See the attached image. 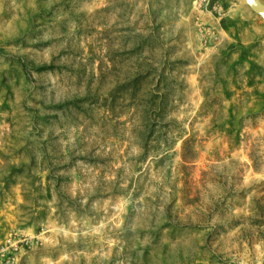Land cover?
Here are the masks:
<instances>
[{
	"label": "rangeland",
	"instance_id": "374dc122",
	"mask_svg": "<svg viewBox=\"0 0 264 264\" xmlns=\"http://www.w3.org/2000/svg\"><path fill=\"white\" fill-rule=\"evenodd\" d=\"M0 264H264V12L0 0Z\"/></svg>",
	"mask_w": 264,
	"mask_h": 264
},
{
	"label": "trees",
	"instance_id": "16d2710c",
	"mask_svg": "<svg viewBox=\"0 0 264 264\" xmlns=\"http://www.w3.org/2000/svg\"><path fill=\"white\" fill-rule=\"evenodd\" d=\"M156 86V84H155ZM166 94L163 93H156L155 98H154V102L151 103V108L155 111V112H160L159 116H163L161 114V111L163 109L162 103H163V98L165 97ZM159 114V113H158ZM212 127L215 129H222V130H226L228 132H232L233 131V124L231 121H226V122H220L218 123L216 120L212 119Z\"/></svg>",
	"mask_w": 264,
	"mask_h": 264
},
{
	"label": "water",
	"instance_id": "95a60500",
	"mask_svg": "<svg viewBox=\"0 0 264 264\" xmlns=\"http://www.w3.org/2000/svg\"><path fill=\"white\" fill-rule=\"evenodd\" d=\"M256 10L264 12V5L259 0H247Z\"/></svg>",
	"mask_w": 264,
	"mask_h": 264
}]
</instances>
